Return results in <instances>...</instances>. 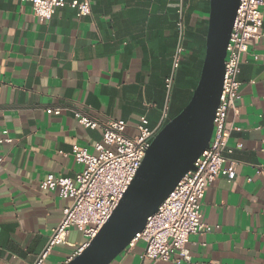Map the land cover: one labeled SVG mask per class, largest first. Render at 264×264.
<instances>
[{
    "label": "crops",
    "instance_id": "obj_1",
    "mask_svg": "<svg viewBox=\"0 0 264 264\" xmlns=\"http://www.w3.org/2000/svg\"><path fill=\"white\" fill-rule=\"evenodd\" d=\"M65 1L41 22L31 3L0 0V136L8 130L12 138L0 144V264L39 258L70 203L41 182L51 172L75 177L83 170L74 144L94 151L110 118L126 120L131 135L142 115L157 127L167 113L165 125L195 90L199 58L187 37L208 28L210 0L187 2L177 68L180 0H91L92 13L82 17ZM249 44L239 74V114L229 117L237 176L223 173L208 187L203 219L209 228L191 235L192 260L155 264H264V38ZM50 107L62 111L49 113ZM77 111L98 127L82 125ZM85 240L72 229L45 264H63ZM145 248L140 240L111 264H149Z\"/></svg>",
    "mask_w": 264,
    "mask_h": 264
},
{
    "label": "built area",
    "instance_id": "obj_2",
    "mask_svg": "<svg viewBox=\"0 0 264 264\" xmlns=\"http://www.w3.org/2000/svg\"><path fill=\"white\" fill-rule=\"evenodd\" d=\"M19 1L31 3L41 22L51 19L59 7L67 4L65 0ZM188 1L180 0L178 25L181 40L174 59L176 68L184 50V18ZM68 4L76 9L78 17L92 13L91 0H71ZM263 9L264 0H240L227 48L223 89L210 145L159 209L149 216L145 228L137 233L127 247L132 248L140 240L145 241L143 257L149 260V264L172 259L191 261L192 254L188 247L191 235L209 228L203 219V198L208 187L223 173L231 180L237 176L236 160L230 156L234 148L229 143L235 130V121H229V117L232 112L235 116L239 114L237 101L242 96L239 74L243 58L249 52V42L264 38ZM173 81V75L166 79L169 89ZM47 111L60 114L62 110L50 107ZM76 116L85 127L94 129L99 125L98 121L79 111ZM167 118L168 114L165 113L163 121L157 127H151L148 117L142 115L134 135L127 133L126 120L110 118L104 124L101 140L93 145L94 151L87 146L74 144L72 154L84 166L83 170L75 177L51 172L41 182L43 189L57 191L60 197L70 199V203L63 208L62 219L53 229L34 264H45L56 246L68 243L74 228L81 231L86 240L63 264H67L89 245L119 205ZM4 142H12L8 130L0 136V144ZM237 146L242 147V143ZM3 161L4 157H0V164Z\"/></svg>",
    "mask_w": 264,
    "mask_h": 264
},
{
    "label": "water",
    "instance_id": "obj_3",
    "mask_svg": "<svg viewBox=\"0 0 264 264\" xmlns=\"http://www.w3.org/2000/svg\"><path fill=\"white\" fill-rule=\"evenodd\" d=\"M239 5L240 0H210L206 55L191 100L157 133L109 220L67 264H111L210 145Z\"/></svg>",
    "mask_w": 264,
    "mask_h": 264
},
{
    "label": "trees",
    "instance_id": "obj_4",
    "mask_svg": "<svg viewBox=\"0 0 264 264\" xmlns=\"http://www.w3.org/2000/svg\"><path fill=\"white\" fill-rule=\"evenodd\" d=\"M206 5H207L206 6L207 18H205V22H206V24H208V22H209V14H210V4H209V2H207ZM200 6H203V4L199 3L198 7H200ZM207 29L208 28H206L205 31H201L199 29L197 31V33H195L194 35L191 34L190 37H187L188 38V41H187L188 44L186 43V45H188V49H190L193 53H195L198 56V58H199V61H198V64H197V74L198 75H197V79L195 81V84L193 85V88H196L197 85H198V81H199V78H200V75H201V70H202V67H203L205 51H206ZM183 45H184V43H183ZM184 49H185V45H184ZM190 99H191V97H190ZM188 102L185 104V106L188 104ZM182 109H181V111H182Z\"/></svg>",
    "mask_w": 264,
    "mask_h": 264
}]
</instances>
